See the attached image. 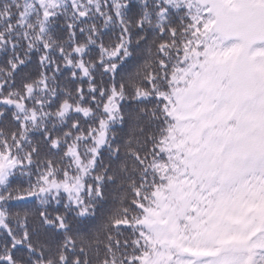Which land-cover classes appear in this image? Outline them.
Masks as SVG:
<instances>
[{"label":"snow or ice","instance_id":"6c2138e0","mask_svg":"<svg viewBox=\"0 0 264 264\" xmlns=\"http://www.w3.org/2000/svg\"><path fill=\"white\" fill-rule=\"evenodd\" d=\"M0 264H264V0H0Z\"/></svg>","mask_w":264,"mask_h":264},{"label":"trees","instance_id":"16d2710c","mask_svg":"<svg viewBox=\"0 0 264 264\" xmlns=\"http://www.w3.org/2000/svg\"><path fill=\"white\" fill-rule=\"evenodd\" d=\"M24 207H26V206H24ZM17 210H22V208H18Z\"/></svg>","mask_w":264,"mask_h":264}]
</instances>
